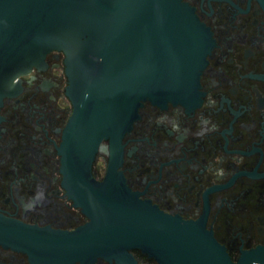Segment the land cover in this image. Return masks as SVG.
<instances>
[{
	"label": "flooded vegetation",
	"instance_id": "flooded-vegetation-1",
	"mask_svg": "<svg viewBox=\"0 0 264 264\" xmlns=\"http://www.w3.org/2000/svg\"><path fill=\"white\" fill-rule=\"evenodd\" d=\"M211 30L214 45L196 105L145 100L122 138L126 183L161 210L205 218L234 260L264 243V0H184ZM64 51L6 85L0 107V215L75 230L90 218L70 197L59 146L73 113ZM109 140L92 174L104 180ZM2 221L0 217V222ZM138 264H159L139 248ZM0 264H37L0 242ZM74 264H126L98 256Z\"/></svg>",
	"mask_w": 264,
	"mask_h": 264
},
{
	"label": "water",
	"instance_id": "water-1",
	"mask_svg": "<svg viewBox=\"0 0 264 264\" xmlns=\"http://www.w3.org/2000/svg\"><path fill=\"white\" fill-rule=\"evenodd\" d=\"M213 45L210 28L184 0H0V107L11 79L48 52H65L73 113L59 146L61 167L70 197L90 218L69 231L0 215V242L28 251L37 264L98 256L138 264L132 248L159 264H264V243L234 260L205 218L161 210L119 169L122 138L145 100L200 103ZM106 139L108 168L98 181L92 167Z\"/></svg>",
	"mask_w": 264,
	"mask_h": 264
},
{
	"label": "built area",
	"instance_id": "built-area-1",
	"mask_svg": "<svg viewBox=\"0 0 264 264\" xmlns=\"http://www.w3.org/2000/svg\"><path fill=\"white\" fill-rule=\"evenodd\" d=\"M252 264H262V263H259V262H253Z\"/></svg>",
	"mask_w": 264,
	"mask_h": 264
}]
</instances>
